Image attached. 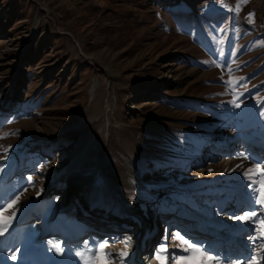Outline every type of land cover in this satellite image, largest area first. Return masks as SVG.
<instances>
[{"label":"rangeland","instance_id":"obj_1","mask_svg":"<svg viewBox=\"0 0 264 264\" xmlns=\"http://www.w3.org/2000/svg\"><path fill=\"white\" fill-rule=\"evenodd\" d=\"M262 193L264 0H0V264H261Z\"/></svg>","mask_w":264,"mask_h":264},{"label":"bare ground","instance_id":"obj_2","mask_svg":"<svg viewBox=\"0 0 264 264\" xmlns=\"http://www.w3.org/2000/svg\"><path fill=\"white\" fill-rule=\"evenodd\" d=\"M65 173H67V172H65ZM64 174L63 173H61V174H59V175H57L58 177H57V179L59 178V177H61V176H63ZM111 178H109L108 176H106V177H104L103 179H102V181H101V184H100V186L99 187H97V190H100V189H102L103 191H106V192H109L110 194H112L113 196H116V194H115V191L113 190V188H112V186H111ZM60 181V180H59ZM90 192H91V190L90 189H88V188H86V193H87V195H88V197H89V195H90ZM117 201V203H118V205H121V204H119V201L118 200H116ZM130 205V204H128V203H125V202H123L122 203V205ZM148 222H146V224H147ZM142 228H140L139 229V231L141 230ZM123 231H121L120 233H122ZM122 234H124V233H122ZM137 234V233H136ZM136 234H135V236H134V238H136L137 236H136ZM120 235V234H119ZM122 236V235H121ZM125 244V243H124ZM126 245V244H125ZM136 260H137V262H138V264H144V262H143V259L142 258H140L139 256H136ZM139 260V261H138ZM140 262V263H139ZM168 263L170 264V262L168 261ZM261 264H264V258H262V262H261Z\"/></svg>","mask_w":264,"mask_h":264},{"label":"snow or ice","instance_id":"obj_3","mask_svg":"<svg viewBox=\"0 0 264 264\" xmlns=\"http://www.w3.org/2000/svg\"><path fill=\"white\" fill-rule=\"evenodd\" d=\"M237 106H239V105H237ZM261 195H262V197H264V193H262ZM262 202H264V200H262ZM234 218H236V217H234ZM239 218H240V219H247V217H239ZM262 224H264V222H262ZM165 239H167V237H165ZM176 239L180 240L181 243H187L189 248H192L193 251H195V252H199L200 255H202V256H203V255L206 253V251H207L206 249H201L200 247H193V245H192L191 243H189L188 241H185V240L183 239V237H181L179 234H177ZM106 243H107V241H105L103 244H101L100 247L103 248V247L105 246ZM164 250L166 251V247H165ZM186 250H187V249H186ZM104 255H105V257L108 256L107 253H105ZM126 255H127V252H123V253H121V256H126ZM157 259H158V260L161 259V257H160L159 254L157 255ZM208 259L211 260L212 257L209 256ZM216 264H219V261H216Z\"/></svg>","mask_w":264,"mask_h":264}]
</instances>
